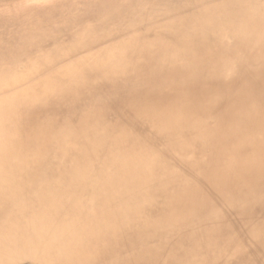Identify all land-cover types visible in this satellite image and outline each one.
<instances>
[{
	"label": "bare ground",
	"instance_id": "obj_1",
	"mask_svg": "<svg viewBox=\"0 0 264 264\" xmlns=\"http://www.w3.org/2000/svg\"><path fill=\"white\" fill-rule=\"evenodd\" d=\"M0 264H264V0H0Z\"/></svg>",
	"mask_w": 264,
	"mask_h": 264
}]
</instances>
